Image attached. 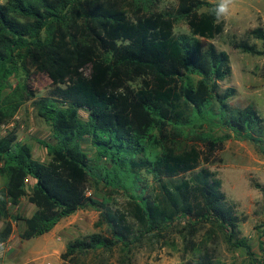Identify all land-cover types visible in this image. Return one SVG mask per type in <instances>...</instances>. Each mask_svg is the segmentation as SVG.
I'll return each mask as SVG.
<instances>
[{"label":"trees","instance_id":"16d2710c","mask_svg":"<svg viewBox=\"0 0 264 264\" xmlns=\"http://www.w3.org/2000/svg\"><path fill=\"white\" fill-rule=\"evenodd\" d=\"M218 3L178 0L177 8L160 12H148L139 3L133 16L118 0H8L0 5V125L33 101L54 139L38 141L50 158L42 163L15 132L0 138V176L5 180L0 249L13 234L12 221L24 222L20 237L30 241L81 210L99 208L112 237L93 234L69 243L64 262L124 244L136 234L134 226L141 236H159L187 219L195 226H212L211 232L216 229L232 249L246 251L252 264H264L263 234L262 257L256 258L241 237V218L222 181L201 167L211 164L233 136L253 143L264 138L256 108L250 105L233 116L226 102L235 89L218 92L219 82L232 75L230 56L200 41L222 33L214 11ZM180 22L190 35L175 34ZM250 35L264 44V30ZM234 48L264 54L246 42L234 43ZM31 70L49 77V96L35 100L20 81L4 96L13 78H27ZM81 110L88 111L87 121ZM217 123L229 132L215 135ZM87 139L93 158L83 148ZM143 173L153 178L152 186L144 185ZM90 181L128 195L126 210L112 211L90 198ZM24 198L35 206L34 214L11 216L9 203L16 207ZM188 264L222 263L201 256Z\"/></svg>","mask_w":264,"mask_h":264},{"label":"rangeland","instance_id":"374dc122","mask_svg":"<svg viewBox=\"0 0 264 264\" xmlns=\"http://www.w3.org/2000/svg\"><path fill=\"white\" fill-rule=\"evenodd\" d=\"M7 1L0 0V5L6 4ZM118 1L123 2L131 16L139 3H143L148 12L170 11L178 7V0ZM129 3L132 6H129ZM219 24L223 28L222 33L215 39H200L203 47L213 43L218 51H224L230 56L232 75L219 82L218 92L224 94L228 89H235V95L226 102L231 115L236 116L252 105L264 122V54L251 55L234 48V43L246 42L255 45L264 53L263 42L250 35L253 30H264V0H231L228 12L220 16ZM175 34L190 35L187 24L180 22L176 26ZM194 79L198 81L201 78L194 77ZM18 81L28 86L29 92L35 95V100L47 97L51 93L52 82L49 77L31 70L27 78H13L12 87L4 93V96L17 87ZM80 116L82 120L87 121L88 111L81 110ZM5 124L10 126L7 132L16 133L18 142L33 147L36 160L42 163L50 161L47 150L38 141L54 143L52 130L38 116L33 101L24 103L16 116ZM215 127L213 130L217 136L229 132L219 123ZM210 129L206 127V131ZM261 140L260 143H253L233 136L226 142L224 150L216 154L211 164L201 165L215 172L222 181L223 192L241 218L239 226L241 237L246 238L252 245L256 258L262 257L259 240L264 233V138ZM188 144L199 146V142L191 140H188ZM83 148L91 158L94 157L90 140L83 142ZM142 177L144 185L154 184L151 176L143 173ZM0 184L1 192L5 187V180L1 176ZM88 196L99 204L107 203L112 211H124L128 207V195L94 181L88 184ZM28 204L26 198L20 207L9 203L11 216L28 218L31 215ZM102 212L104 211L99 208H86L57 225L60 231L55 240L44 242L39 237L30 241L21 240L22 244L32 249L29 254L34 256L33 260L44 261L46 264H188L201 256L210 257L213 261L222 264H252L246 251L232 249L216 229L215 232H211L212 226L204 224L195 226L187 219L178 220L159 236L151 234L141 236L140 229L134 226V233L139 235L130 236L124 244L120 243L109 251L98 250L78 254L74 261L64 262L61 256L66 252L69 243L93 234L112 237L111 229L102 222ZM130 221L133 223L132 218ZM12 224L14 234L20 238L24 230V222L12 221ZM45 249L47 252L41 254Z\"/></svg>","mask_w":264,"mask_h":264},{"label":"crops","instance_id":"0c3cea01","mask_svg":"<svg viewBox=\"0 0 264 264\" xmlns=\"http://www.w3.org/2000/svg\"><path fill=\"white\" fill-rule=\"evenodd\" d=\"M30 183L33 182V180L29 181ZM1 185V184H0ZM25 202V198L22 199L21 203L19 206L16 207H20L21 205H23ZM29 205V210L31 212V215L28 217L30 218L34 212L36 211V209L34 208L33 205H31L30 203ZM59 229L58 226L50 233L40 237L41 240H43L44 242L52 240L58 236L57 234L59 233ZM21 236V235H20ZM264 236V233H263ZM19 238L17 235L14 234V230H13V234L10 237V239L1 246L0 249V262L1 264H19L20 262H22V264H46V262L44 261H40V260H33L34 256H31L29 253L31 252L30 247L23 245L22 244V239H17ZM263 241H264V237H263ZM6 244L8 245V247H6ZM10 244H13V246ZM47 250L45 249L44 251L41 252V254L46 253Z\"/></svg>","mask_w":264,"mask_h":264},{"label":"clouds","instance_id":"9594fccd","mask_svg":"<svg viewBox=\"0 0 264 264\" xmlns=\"http://www.w3.org/2000/svg\"><path fill=\"white\" fill-rule=\"evenodd\" d=\"M230 2H231V0H219V3L217 4V6L214 9L217 17H219L223 14H226L228 12Z\"/></svg>","mask_w":264,"mask_h":264},{"label":"built area","instance_id":"2783aa9c","mask_svg":"<svg viewBox=\"0 0 264 264\" xmlns=\"http://www.w3.org/2000/svg\"><path fill=\"white\" fill-rule=\"evenodd\" d=\"M8 129H10V126L6 124H1L0 125V138L5 137L9 134Z\"/></svg>","mask_w":264,"mask_h":264}]
</instances>
